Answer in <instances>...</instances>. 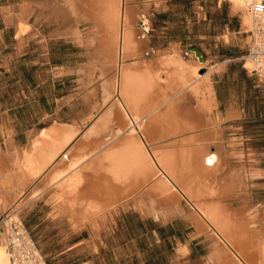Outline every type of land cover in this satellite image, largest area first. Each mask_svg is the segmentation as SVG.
Wrapping results in <instances>:
<instances>
[{
    "label": "crops",
    "instance_id": "1",
    "mask_svg": "<svg viewBox=\"0 0 264 264\" xmlns=\"http://www.w3.org/2000/svg\"><path fill=\"white\" fill-rule=\"evenodd\" d=\"M194 1L193 24L199 26L198 37L203 44L190 43L192 33L189 27L193 26L190 20L186 24L187 40L180 41L174 37L175 32L184 26L173 17L175 9L149 10L147 6H136L135 14L141 13L147 23L143 19L132 22L135 45L124 53L122 61L128 66L140 62L142 66L156 64L160 67L163 63L162 66L174 68L171 64L180 61L188 65L196 62L195 52L198 50L204 61L202 63L198 59V63L204 68L206 65L218 67L210 72L207 81L203 80L213 90L215 107L211 114L217 118L218 126L202 129H216L219 137L209 140L206 136L191 141L179 138L164 145L146 147L156 160L157 156L163 157L168 151L175 150L179 166L180 151L198 153L200 158L217 148L230 152L235 170L243 164L249 167L247 170L254 168L261 172L248 182L243 193L237 192L251 194L252 204L257 205L259 201L254 195L259 193L260 184L255 182L264 178V169L260 165L264 161V79L249 74L246 66L244 68V59L251 46L250 33L243 28L242 14L227 5V0ZM212 1L215 3L213 13ZM55 10L58 9L52 5L41 10L36 1L25 0L18 5L5 6L0 19L3 23L0 27V147L13 150L29 145L35 132L46 130L51 125H71L80 131L72 145L40 178L45 182L44 194L33 200L37 205L42 198L43 204L42 235L38 233L36 236L39 246L34 241L40 254L47 264H211V247L206 239L202 240L203 236L196 235L190 210L208 209L216 203L212 187H218L223 175L220 173L218 178L202 169L178 170L173 178H169L174 189L167 193L158 168L141 174L138 182L134 183V188L140 187L141 190H134L133 185L127 182L115 181L105 152L94 155L98 147L106 145L102 138L85 137L87 130L97 123L115 100L112 97L102 105L103 85L116 73L115 63L106 64L104 61L106 49L103 44L108 42L104 40L107 35L103 37L102 30L98 29L93 35L94 41H90L87 36L89 28L81 29V25L88 23L79 20L80 23L78 21L74 27L84 32L79 39L73 35L74 30L67 33L61 21L56 22ZM212 14L219 19L220 27L214 34ZM21 21L30 26L25 32V29L21 30ZM213 47L217 51H213ZM102 67L107 69L104 76H101ZM209 69L201 71L207 74ZM89 152L92 157L88 158V154L83 158ZM66 156L67 160L64 159ZM76 160L85 162H80L75 170V173L80 171L76 176L82 181L75 186L67 184L69 186L62 185L58 189L53 185V169L63 161L59 170H66L69 176V165ZM34 185L25 194L30 195L36 187ZM134 192L141 196L139 211L127 205ZM166 195L169 196L165 198ZM169 197L172 198L170 203L167 201ZM219 199H222V204L227 203L226 197ZM153 204L157 209L172 206L177 209V214L168 218L153 216L149 213ZM20 217L31 236V202ZM133 224L155 227V235L152 239H133ZM193 227L194 232L190 234ZM164 231L172 233V236L161 234Z\"/></svg>",
    "mask_w": 264,
    "mask_h": 264
},
{
    "label": "bare ground",
    "instance_id": "2",
    "mask_svg": "<svg viewBox=\"0 0 264 264\" xmlns=\"http://www.w3.org/2000/svg\"><path fill=\"white\" fill-rule=\"evenodd\" d=\"M133 1L101 0L97 4L95 0H64V6L53 13L57 17L56 22L60 23L61 21L65 26L66 30H64L65 28L63 30L67 33L74 30L73 35L79 39L83 37L84 33L74 28L79 20L91 23V29L87 30L90 41H94L95 31L101 29L102 36L107 35L104 40H108V42H104L106 45L103 44L106 49L104 61L106 64L115 63L116 65L115 75L103 85L105 95L102 105L108 103L112 97L117 99L98 119L97 123L87 130L85 137L102 138V143L106 145L98 147V151L94 155L105 152L107 155L105 157L110 162L108 165L113 179L133 185L134 190L140 188H134V183L142 176L141 174L145 175L146 171H150V169H159L163 176V187L166 193L174 189L169 178H173L178 170L184 172L189 169H202L217 177L221 173L220 175L223 177L220 180L217 179L220 181L218 184L212 181L218 186L217 188L212 187L216 203H213L208 209L190 210L196 235L213 233L215 244H213L214 247L209 256L211 264H264V221L259 209L247 204H238L237 206L232 203L222 204V199H219L220 197L229 199L237 192H244L248 182L261 175V172L251 167L250 170H247L249 167L243 166V164L240 169L235 170L232 167V154L218 148L213 152L206 153L202 158L198 156V153L194 155V153L180 151V166L175 157V154H178H174L175 150L171 152L174 155L168 151L163 157L157 156V160L153 159L148 152L146 145H160L171 142L173 139L182 138L181 141L189 139L191 141L208 136L207 139L215 140L218 135L216 129L204 130L202 128L218 126V121L211 114V109L215 107L212 87L209 83L203 82L204 79L206 81L209 79L208 75L212 69L207 74L201 75L199 71L203 64L197 61L189 65L183 61L171 64V66L174 65V68L162 66L163 63L160 64L161 66L159 65L160 67H156V64V66L152 64L142 66L140 62L128 66L125 61H122L124 53L135 45L132 22L144 18L140 16L141 13L136 12L137 15L135 14L134 10L136 11L138 7L132 6ZM227 1L234 10L242 13L243 28L246 33H250L248 39L252 46L254 37L251 35V31L254 20L246 9V0ZM248 1L249 3L255 2V0ZM42 6H40L42 9L48 7L46 3ZM106 16L113 19L109 22L98 19V17ZM134 17L136 18L134 19ZM143 21L147 23L145 19ZM262 23H264V19ZM195 53L203 63L201 54ZM245 66L246 70L253 74L255 68H259L258 64L256 66L254 60L248 56L244 59V68ZM261 66V69L264 68V60ZM101 71V76H104L107 69L102 67ZM260 76L264 77L263 74ZM192 102L195 103V110H191V107L187 111V105ZM184 104L187 106L185 108L189 117L187 120H183L180 118L182 115H178L181 112L180 106ZM183 112H185L184 108ZM79 132L78 128L71 125H52L46 130L35 132L32 135L31 143L23 148L12 150L8 147L6 153L3 154L0 147V216L6 215L0 226V264H46L20 218V214L26 206L44 194V180L42 179L31 194L26 199L24 198V201L21 198L28 188L40 180L45 171L61 157L74 139L76 140ZM90 153L84 154L83 158H87ZM91 157L90 154L88 158ZM82 161L76 160L70 163L69 171L67 170L70 172L69 176L65 173L66 170H59V165L63 161L59 162L53 169V185L59 189L62 185L80 184L82 180L76 176V173L80 171L75 173V170ZM213 179L216 178L213 177ZM143 196L145 197V195ZM168 196L166 195L165 198ZM140 197L139 193H132L127 205H130L132 210L135 208L136 211H139ZM171 199L169 197L167 201L169 202ZM150 209L149 213L156 217L168 218L177 214V209L172 206L157 209L153 204Z\"/></svg>",
    "mask_w": 264,
    "mask_h": 264
},
{
    "label": "rangeland",
    "instance_id": "3",
    "mask_svg": "<svg viewBox=\"0 0 264 264\" xmlns=\"http://www.w3.org/2000/svg\"><path fill=\"white\" fill-rule=\"evenodd\" d=\"M22 1H25V0H0V19L2 17L1 16V10H3V8L5 6L18 5ZM34 1L37 2V6L41 10H43L42 9V7H43L42 4L45 5V3L48 5V7L46 6L47 8H50L51 5H52V7H54L55 9H58V10L61 7L64 6L63 5L64 4V0H34ZM95 1H96L97 4L99 2H101V0H95ZM213 1L211 3L212 13L214 12V9H215V3ZM194 2H195L194 0H134L132 2V6H134V7H136V6H141V7L142 6H147V8L149 10H152V9H156L157 8V9H160V10H163V11L175 9V12H174L173 17L175 18V20L177 19L180 22L181 25L184 24V26L183 27L181 26V28H179V30L175 32L174 37L179 38L180 41H186L187 40L186 24H187V22L189 20L192 21V24L194 23L193 22V20L195 18V13H194V11H195L194 10L195 3ZM227 3H228L227 5L231 6V4L229 2H227ZM40 6H42V7H40ZM46 7H44V9H46ZM227 9H228V7H227ZM53 13H54V11H53ZM212 16L213 17H212V25H211L212 28L211 29H212V34H214V31H216V29H218L220 27H219V19L214 14H212ZM102 19L107 20L109 22L113 18L112 17H103ZM86 23H88V24L81 25V29L82 30H87L88 28L91 29V27H92L91 23H89V22H86ZM2 25H3V23L0 20V27ZM20 27H21V30L25 29V30H23V32L27 31L30 28V26L27 23L23 22V21H21ZM190 29H191V33H192L191 34L192 37H190V43H192V45L199 44V43L203 44L202 42H200L199 37H198V35H200L199 26L197 24L196 25L193 24V26H190L189 27V30ZM196 37H197V39L194 40V38H196ZM249 43H251V42L249 41ZM212 49H213V51H217V50H215L214 47ZM196 61H199V60L197 59ZM206 66H207L206 68H210L208 71H210L212 69L211 70V73L213 71H215V70L218 69V67H210V65H206ZM206 68H204V65H203L202 69H200L199 72H200L201 75L205 74L201 70H205ZM249 74L253 75V73H250V72H249ZM255 75H258V74H255ZM261 78L264 79V77H261ZM162 83H165V82H162ZM114 99H115L114 101H116L117 98L115 97ZM190 105L188 104L187 105L188 107L185 106V104L182 105V106H180L181 112H179L178 115L179 116L182 115L180 118H182L183 120H187L189 118L187 116V111L189 109H191V107H192L191 110H193V111L195 110V108H194L195 105H192V103H190ZM183 106H185V107H183ZM183 108H184V111L185 112H183ZM185 108L187 109V111L185 110ZM180 113H182V114H180ZM249 133H251V131H249ZM262 134L264 135V130H263V133ZM1 148L3 150V154H5L7 150L4 147H1ZM21 148H23V147H21ZM260 165H261V168L264 169V161L261 162ZM41 181L42 180L40 179L39 182L41 183ZM39 182H36L34 186H37V184L39 185L40 184ZM255 183L260 184L259 185L260 186L259 193H257V194L254 195L256 197L255 200L256 201H259V204L260 205L259 204H257V205L252 204V198L250 196L251 194H246V193L245 194H241V193L238 194L237 193L233 197H231L232 199L231 198H229V199L227 198V203L228 204L229 203H232L235 206H237L238 204L239 205L240 204H247L249 206L254 205L257 209H259V213L262 215V220L264 221V219H263L264 218V216H263L264 215V178L260 179V181H257ZM32 188H31V190H32ZM28 196L29 195L24 194L22 196L21 200L24 201ZM39 201H41V202L38 203L37 205L33 204V201L31 202V238L37 244H38V242L36 240V236H37L38 233H40L42 235V228H43L42 227V224H43V218H44L43 217L44 216V213H43L42 198ZM5 216L6 215H3V214L0 216V226H1V223L4 220ZM180 229H183V227H180ZM155 230H156L155 227L140 226V225H137V224H133L131 226L132 238L133 239H136V238H145L146 237V239H152L153 238L152 236L155 235ZM193 232H194V227L190 231V234H192ZM161 234H163L165 236H169V234H170L172 236V233H166V231L162 232ZM212 235H213V233H211V234L208 233V234H205V235H201V236L204 237L202 240L206 239L207 240V243H208L207 245L210 246L211 249H213V247H214L213 244H215V242H214L215 241V239H214L215 237L212 236ZM181 236H183V235H181ZM38 246H39V244H38Z\"/></svg>",
    "mask_w": 264,
    "mask_h": 264
},
{
    "label": "built area",
    "instance_id": "4",
    "mask_svg": "<svg viewBox=\"0 0 264 264\" xmlns=\"http://www.w3.org/2000/svg\"><path fill=\"white\" fill-rule=\"evenodd\" d=\"M246 3V9L254 20L251 31V35L254 37L253 44L247 56L254 60L256 66L257 64L259 66V68H255L254 74L264 75V68L261 69V63L264 60V23H262L264 19V0H255V2L251 3L246 0ZM44 262L46 263L45 259Z\"/></svg>",
    "mask_w": 264,
    "mask_h": 264
},
{
    "label": "water",
    "instance_id": "5",
    "mask_svg": "<svg viewBox=\"0 0 264 264\" xmlns=\"http://www.w3.org/2000/svg\"><path fill=\"white\" fill-rule=\"evenodd\" d=\"M196 52L198 53V50H196Z\"/></svg>",
    "mask_w": 264,
    "mask_h": 264
}]
</instances>
